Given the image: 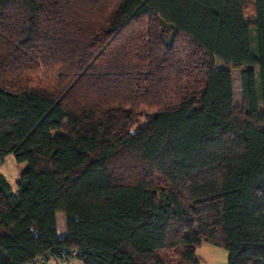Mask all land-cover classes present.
I'll list each match as a JSON object with an SVG mask.
<instances>
[{
  "label": "trees",
  "instance_id": "trees-1",
  "mask_svg": "<svg viewBox=\"0 0 264 264\" xmlns=\"http://www.w3.org/2000/svg\"><path fill=\"white\" fill-rule=\"evenodd\" d=\"M10 152L0 264H264V0H0Z\"/></svg>",
  "mask_w": 264,
  "mask_h": 264
},
{
  "label": "rangeland",
  "instance_id": "rangeland-1",
  "mask_svg": "<svg viewBox=\"0 0 264 264\" xmlns=\"http://www.w3.org/2000/svg\"><path fill=\"white\" fill-rule=\"evenodd\" d=\"M225 62L218 58L217 66H224ZM234 77V91L236 104L241 105L242 84H241V69L232 68ZM26 162L17 161L13 152L6 154L4 159L0 163V172H2L9 183L13 191L19 192L21 187L18 183V178L21 176ZM62 215L59 217V227L62 229ZM196 252L200 258L201 264H229V250L222 245L214 244L209 240H203L196 249Z\"/></svg>",
  "mask_w": 264,
  "mask_h": 264
},
{
  "label": "built area",
  "instance_id": "built-area-1",
  "mask_svg": "<svg viewBox=\"0 0 264 264\" xmlns=\"http://www.w3.org/2000/svg\"><path fill=\"white\" fill-rule=\"evenodd\" d=\"M24 264H85L79 257L78 250L72 246H65L59 252L50 254H36Z\"/></svg>",
  "mask_w": 264,
  "mask_h": 264
},
{
  "label": "crops",
  "instance_id": "crops-1",
  "mask_svg": "<svg viewBox=\"0 0 264 264\" xmlns=\"http://www.w3.org/2000/svg\"><path fill=\"white\" fill-rule=\"evenodd\" d=\"M60 215H62V229L59 227V217ZM57 220H58V230H59V234L61 237H66L67 236V224H66V215L64 212H59L58 216H57Z\"/></svg>",
  "mask_w": 264,
  "mask_h": 264
}]
</instances>
